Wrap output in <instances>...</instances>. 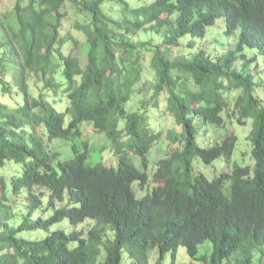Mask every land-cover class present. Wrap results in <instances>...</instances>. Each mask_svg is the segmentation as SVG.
Returning <instances> with one entry per match:
<instances>
[{
  "label": "trees",
  "instance_id": "trees-1",
  "mask_svg": "<svg viewBox=\"0 0 264 264\" xmlns=\"http://www.w3.org/2000/svg\"><path fill=\"white\" fill-rule=\"evenodd\" d=\"M217 24L237 39L213 56L199 39ZM257 87L264 0H13L0 14V92L15 105L0 99V264H149L154 251L176 264L179 247L203 264H264ZM84 122L111 140L113 164H88L87 140L54 164L46 142ZM165 140L177 148L150 160ZM219 158L211 179L195 169Z\"/></svg>",
  "mask_w": 264,
  "mask_h": 264
},
{
  "label": "rangeland",
  "instance_id": "rangeland-1",
  "mask_svg": "<svg viewBox=\"0 0 264 264\" xmlns=\"http://www.w3.org/2000/svg\"><path fill=\"white\" fill-rule=\"evenodd\" d=\"M13 5V0H0V14L7 12L11 9ZM237 39V33L233 34L230 37H226L222 32V26L221 24H217L214 27H210L207 30V34L203 39H199L201 47L205 49V51L208 54H211L213 56L225 54L228 51L234 49ZM245 54L247 58H250L253 54V52L250 49H245ZM145 59L149 60L150 56L148 54L144 55ZM257 63H260L259 56L256 54ZM144 67H146V64H143ZM250 65V64H249ZM145 75H147L144 72ZM255 93L257 96L263 99L264 101V87L259 88L257 87L255 90ZM0 99L5 100L4 102L7 103L9 106H15L12 105V101H8L7 94H3L0 92ZM2 100V101H3ZM128 111H134V105L132 102H129L126 106ZM159 109L155 110V113L148 111L146 113L147 116L150 117V121L153 122V125L155 124L154 119L158 117L161 114H157V111ZM162 123L166 122V127L170 126V122L166 121L167 119L165 117H160ZM125 127V120L121 119L119 121V128L124 130ZM249 125L246 126L244 129H240V134L243 139L240 141V145L238 146V153H241V150L248 151L249 149V141L247 139V136L249 134ZM124 134L121 135V138H124ZM88 141V155H87V163L88 164H95L97 162H102L109 166L110 164H113V154L110 152V147L112 146L111 140L107 137L105 132H96L91 123L84 122L82 125V133L78 137H74L69 140L57 138L52 140L51 142H46L45 148L47 150L56 151L59 153L56 160L54 161V164H56L57 160L59 159H67L74 155L72 150V144L76 143L78 148L80 150L84 149V142ZM177 148L176 144H170L168 140H165L162 143H159L157 146H155L152 151L149 152V159L154 160L156 158H159L161 156H164V154H168L174 149ZM133 156V155H132ZM234 156L237 157V150L234 152ZM222 158L217 159L212 163V166H215L216 168H213L211 165H205L201 162L195 161L194 166L196 170L201 171L203 174H205L209 179H211L214 174L212 173L214 169H217V171L221 170L223 168L222 165ZM13 163H7L4 168L1 169V172L5 174L6 179H9V174L11 173V170L9 169L10 165ZM153 169V165L150 166V170ZM146 188L140 192V194L145 193ZM16 204V203H14ZM23 207L24 205H20ZM81 225H78L77 227H68L69 230L73 229H79ZM212 249L211 242L209 240H206L203 244H200L198 247V255L200 254H209ZM155 252V251H154ZM152 252L150 256L149 264H154V258L155 253ZM190 262H193L195 264H203L201 261L198 260H191L189 256L186 253V250L184 247H179L177 251V257H176V264H190ZM163 264H170L169 258L166 256L163 260Z\"/></svg>",
  "mask_w": 264,
  "mask_h": 264
}]
</instances>
